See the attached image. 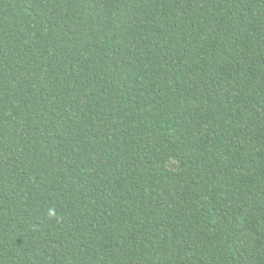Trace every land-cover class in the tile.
<instances>
[{"label": "trees", "instance_id": "1", "mask_svg": "<svg viewBox=\"0 0 264 264\" xmlns=\"http://www.w3.org/2000/svg\"><path fill=\"white\" fill-rule=\"evenodd\" d=\"M0 264H264V0H0Z\"/></svg>", "mask_w": 264, "mask_h": 264}, {"label": "clouds", "instance_id": "2", "mask_svg": "<svg viewBox=\"0 0 264 264\" xmlns=\"http://www.w3.org/2000/svg\"><path fill=\"white\" fill-rule=\"evenodd\" d=\"M49 215L54 216V215H55V211L52 210V209H50V210H49Z\"/></svg>", "mask_w": 264, "mask_h": 264}]
</instances>
